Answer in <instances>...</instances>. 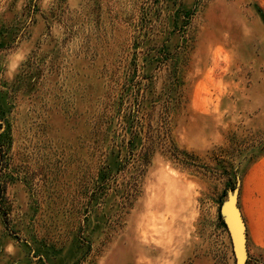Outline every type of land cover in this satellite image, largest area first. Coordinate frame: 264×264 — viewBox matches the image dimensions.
I'll return each mask as SVG.
<instances>
[{
  "label": "rangeland",
  "instance_id": "obj_1",
  "mask_svg": "<svg viewBox=\"0 0 264 264\" xmlns=\"http://www.w3.org/2000/svg\"><path fill=\"white\" fill-rule=\"evenodd\" d=\"M264 264V0H0V264Z\"/></svg>",
  "mask_w": 264,
  "mask_h": 264
},
{
  "label": "water",
  "instance_id": "obj_2",
  "mask_svg": "<svg viewBox=\"0 0 264 264\" xmlns=\"http://www.w3.org/2000/svg\"><path fill=\"white\" fill-rule=\"evenodd\" d=\"M228 230L236 264H245L246 255L243 226L235 207L234 199L228 201Z\"/></svg>",
  "mask_w": 264,
  "mask_h": 264
}]
</instances>
